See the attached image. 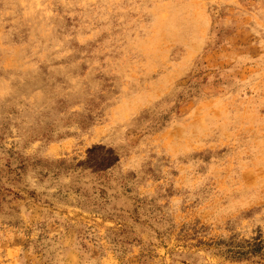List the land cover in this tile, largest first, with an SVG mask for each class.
I'll list each match as a JSON object with an SVG mask.
<instances>
[{
    "label": "rangeland",
    "instance_id": "1",
    "mask_svg": "<svg viewBox=\"0 0 264 264\" xmlns=\"http://www.w3.org/2000/svg\"><path fill=\"white\" fill-rule=\"evenodd\" d=\"M0 264H264V0H0Z\"/></svg>",
    "mask_w": 264,
    "mask_h": 264
},
{
    "label": "trees",
    "instance_id": "2",
    "mask_svg": "<svg viewBox=\"0 0 264 264\" xmlns=\"http://www.w3.org/2000/svg\"><path fill=\"white\" fill-rule=\"evenodd\" d=\"M254 245H255V248L254 249H258V247L260 246L259 243H255Z\"/></svg>",
    "mask_w": 264,
    "mask_h": 264
}]
</instances>
